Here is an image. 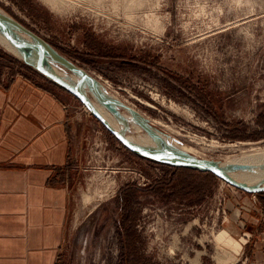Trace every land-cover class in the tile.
Here are the masks:
<instances>
[{
    "label": "rangeland",
    "instance_id": "1",
    "mask_svg": "<svg viewBox=\"0 0 264 264\" xmlns=\"http://www.w3.org/2000/svg\"><path fill=\"white\" fill-rule=\"evenodd\" d=\"M0 7L184 150L244 170L264 165V0H0ZM34 53L23 59L0 44V83L45 85L73 101L77 123L88 119L55 264H264V226H227L226 203L244 191L129 151L35 68ZM256 197L264 204V194ZM225 229L242 248L218 242Z\"/></svg>",
    "mask_w": 264,
    "mask_h": 264
},
{
    "label": "crops",
    "instance_id": "2",
    "mask_svg": "<svg viewBox=\"0 0 264 264\" xmlns=\"http://www.w3.org/2000/svg\"><path fill=\"white\" fill-rule=\"evenodd\" d=\"M61 94L22 78L0 83V264H55L59 255L88 124ZM242 193L226 203L227 226H264V204Z\"/></svg>",
    "mask_w": 264,
    "mask_h": 264
},
{
    "label": "water",
    "instance_id": "3",
    "mask_svg": "<svg viewBox=\"0 0 264 264\" xmlns=\"http://www.w3.org/2000/svg\"><path fill=\"white\" fill-rule=\"evenodd\" d=\"M0 29L5 34V36L13 44H15L26 56L29 54L30 49L37 50L38 57L35 68L45 77L60 85L62 88L76 97L86 107V109L106 128V130L110 134H112L120 143H122L129 151L160 163L183 168H195L206 173H211L225 183L247 193L258 194L260 192H264V185H250L246 182L237 181L231 175H229L227 171L221 168V166L215 161L197 157L191 153L167 146L163 147L162 149L155 150L143 147L133 142L132 140L127 138L125 134L111 125V123L94 105L91 98L83 92V85L86 81L93 82V85H95L96 87L95 79L86 69L60 54L47 40L42 38L36 32L26 27L24 24H22L6 12H0ZM14 31L23 32L33 40V43L18 39L14 36ZM49 58L53 62L63 65L72 72L79 74L80 79L75 84H71L53 73L46 67V64L50 65ZM109 102L110 104L116 103L124 108H127L134 115H139L138 111L119 100H110ZM141 124L146 129L150 130L149 125H147L145 122L141 121Z\"/></svg>",
    "mask_w": 264,
    "mask_h": 264
},
{
    "label": "bare ground",
    "instance_id": "4",
    "mask_svg": "<svg viewBox=\"0 0 264 264\" xmlns=\"http://www.w3.org/2000/svg\"><path fill=\"white\" fill-rule=\"evenodd\" d=\"M0 12L5 13L1 7H0ZM14 36L17 37L18 39H22L29 43H33V40L21 31H14ZM0 44L4 48H6L8 51L12 52L13 54L20 56L22 58L24 57L26 59L27 56L23 52H21V50L5 36V34L1 31V29H0ZM35 51L36 53L34 54L36 56V63H37L38 54H37V50ZM46 67L50 69L53 73L60 76L65 81L71 84H75L80 79L79 74H76L74 72H69L65 69L58 67L55 64H50V65L46 64ZM83 92L87 96L91 95L92 96L91 100L93 101L94 105L103 114V116L111 123V125H113L117 130L121 131L123 134H125V136L129 138L130 140H132L133 142L143 147L155 149V150L162 149L163 147L167 146L170 148H175L178 150L191 153L197 157H201L199 155L192 153L191 151L189 152V151L184 150L178 144H176L175 141L170 139L159 129L154 128L152 126H149L150 130L146 129L141 124V121H142L141 117H139V115H134L127 108H124L121 106L122 111L120 115L113 113L108 107L110 106L109 101L110 100L121 101V100L116 95L112 93H108L102 87H98V86L95 87V85H93V82L86 81L83 85ZM121 102L125 103L124 101H121ZM125 122H128L130 124V127L132 129L131 133H126L124 131ZM218 164L221 166V168L227 171V173L231 175L237 181L246 182L250 185H259L260 180L264 178V165H258L257 167H252L250 170H244L241 167H238L235 163H218ZM247 173H249L250 175H246ZM260 185H264V182ZM238 239H236L227 229L221 231L217 235V240L220 244L224 246H230V247H235L239 249V248H242L243 245L241 243V240L239 241Z\"/></svg>",
    "mask_w": 264,
    "mask_h": 264
},
{
    "label": "trees",
    "instance_id": "5",
    "mask_svg": "<svg viewBox=\"0 0 264 264\" xmlns=\"http://www.w3.org/2000/svg\"><path fill=\"white\" fill-rule=\"evenodd\" d=\"M105 128V127H104ZM106 129V128H105ZM112 135V134H111ZM112 137H114L113 135H112ZM115 138V137H114ZM116 139V138H115ZM137 155V154H136ZM139 156V155H138ZM140 157H142V156H140ZM142 158H144V159H147V160H149V161H152V162H155V163H158V164H161V165H166V164H164V163H160V162H157V161H154V160H151V159H148V158H145V157H142ZM179 168H181V167H179ZM189 169H193V170H197V171H200V172H203V171H201V170H198V169H195V168H189ZM203 173H206V172H203ZM206 174H209V175H211V176H214L215 177V175H213V174H211V173H206ZM258 194H264V192H260V193H258Z\"/></svg>",
    "mask_w": 264,
    "mask_h": 264
},
{
    "label": "built area",
    "instance_id": "6",
    "mask_svg": "<svg viewBox=\"0 0 264 264\" xmlns=\"http://www.w3.org/2000/svg\"><path fill=\"white\" fill-rule=\"evenodd\" d=\"M85 110L90 114V112L87 109H85Z\"/></svg>",
    "mask_w": 264,
    "mask_h": 264
}]
</instances>
